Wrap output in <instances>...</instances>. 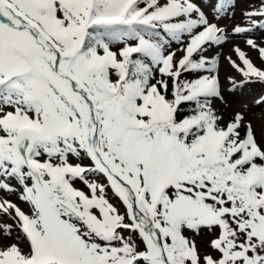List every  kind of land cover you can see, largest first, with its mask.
I'll use <instances>...</instances> for the list:
<instances>
[{
	"label": "rangeland",
	"instance_id": "rangeland-1",
	"mask_svg": "<svg viewBox=\"0 0 264 264\" xmlns=\"http://www.w3.org/2000/svg\"><path fill=\"white\" fill-rule=\"evenodd\" d=\"M101 1L0 0V264H264V0Z\"/></svg>",
	"mask_w": 264,
	"mask_h": 264
},
{
	"label": "trees",
	"instance_id": "trees-1",
	"mask_svg": "<svg viewBox=\"0 0 264 264\" xmlns=\"http://www.w3.org/2000/svg\"><path fill=\"white\" fill-rule=\"evenodd\" d=\"M99 1V0H98ZM101 1V0H100ZM109 1H112V0H103L101 2H99L101 5L104 3L108 4ZM114 1V0H113ZM102 25V26H101ZM115 26V24H112V23H107V22H103V23H92L90 26H89V30L91 29H94L98 32V36L102 38V40H106V38H110L112 37V30H111V27ZM109 33H111V35H108ZM139 61L142 65L143 68H145V65L147 66V68H149V61H150V57L147 55V56H142V57H139ZM153 67H154V63H152L150 69H146L143 70V77L141 76V74L139 75L140 77L142 78H147V80H151L152 78V71H153ZM166 80H162L161 82H158L155 86L158 87V91L160 92L161 94V98L166 100V99H172V95H171V92H170V89H171V86L168 85V88H163L162 87V82H165ZM149 85V84H147ZM146 85V86H147ZM198 101V100H195V99H191V102L189 101H183L179 104V112L174 116V118L176 120H180L184 117V115L181 113V111H186L188 108H190V106H192L193 104H195V102ZM205 111V112H204ZM204 114H205V121H203V123L201 122V125H200V129L197 131V135L198 136H205L206 132H207V129L210 128V126H212L213 124H215V121H216V118H218L217 115L213 114L212 110H203L202 111ZM151 122V121H150ZM0 135L3 136L5 135V132L3 130L0 131ZM245 135H246V126H242V128L240 129L239 133L237 135L234 136V139L236 141V143H234L235 145L233 146L232 149H235V147L237 146V144L242 141L244 138H245ZM188 134L185 135V138L188 139ZM218 164V163H217ZM232 166V165H231ZM226 167L225 168V171H224V176L229 174V172H232L233 171V166L232 167ZM243 189L245 191L246 188L243 187ZM244 190L242 192H244ZM233 193H237V192H233ZM247 202H250V199H245ZM260 205H264V203L260 204ZM145 264H149V263H145Z\"/></svg>",
	"mask_w": 264,
	"mask_h": 264
},
{
	"label": "bare ground",
	"instance_id": "bare-ground-1",
	"mask_svg": "<svg viewBox=\"0 0 264 264\" xmlns=\"http://www.w3.org/2000/svg\"><path fill=\"white\" fill-rule=\"evenodd\" d=\"M166 7H168L167 10L162 11L160 14L161 15H168V14H175L180 20H183L185 18H189L193 13L196 11H199L200 9L195 6L193 3L190 2V0H166L165 2ZM178 6L177 10H173L172 8ZM204 11V10H202ZM216 10L208 9L204 11L206 19H209L210 21H215V22H203L204 24H201L198 28H196L198 25L197 23H194L193 29L196 31L197 36H195L194 41L190 42L185 54L186 55L188 52H190L194 47L197 45H200L205 39L208 37H215L216 34H218L219 28L217 27L216 24H219L220 18H218L215 14ZM237 14V12L235 13ZM199 23V24H200ZM229 26H234L233 24H229Z\"/></svg>",
	"mask_w": 264,
	"mask_h": 264
},
{
	"label": "water",
	"instance_id": "water-1",
	"mask_svg": "<svg viewBox=\"0 0 264 264\" xmlns=\"http://www.w3.org/2000/svg\"><path fill=\"white\" fill-rule=\"evenodd\" d=\"M221 213H227L226 210H222ZM170 264H173L171 261H170Z\"/></svg>",
	"mask_w": 264,
	"mask_h": 264
},
{
	"label": "flooded vegetation",
	"instance_id": "flooded-vegetation-1",
	"mask_svg": "<svg viewBox=\"0 0 264 264\" xmlns=\"http://www.w3.org/2000/svg\"><path fill=\"white\" fill-rule=\"evenodd\" d=\"M147 263V262H146Z\"/></svg>",
	"mask_w": 264,
	"mask_h": 264
}]
</instances>
